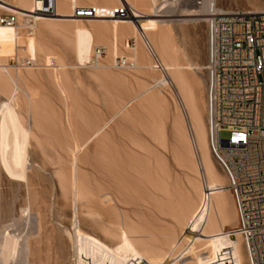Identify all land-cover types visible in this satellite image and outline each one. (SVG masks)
Masks as SVG:
<instances>
[{"label": "rangeland", "instance_id": "rangeland-1", "mask_svg": "<svg viewBox=\"0 0 264 264\" xmlns=\"http://www.w3.org/2000/svg\"><path fill=\"white\" fill-rule=\"evenodd\" d=\"M6 1L17 3L16 0ZM197 1L172 0L169 7L158 13L160 16L144 17L140 23L148 25L147 20L151 18L162 19L165 23L167 20L164 31L177 48H182L180 29L190 24L182 19L206 17L186 15L188 10L200 7ZM215 4L216 9H221L219 11H264V0H217ZM171 5L176 8V14L166 13ZM46 18L50 24L59 26L79 25L85 31L93 53L89 63L80 64L71 41L81 40L84 35L70 36L71 40L70 37L48 33L42 41L45 49L50 51L36 54L30 48L28 39L33 34H25L28 51L24 56L17 52L19 56L14 53L9 57L10 65L15 66L14 59H18L21 65L19 68L26 82L23 87L35 91L34 107L39 109L38 113L35 110L39 128L33 127L35 137L32 135L29 140L25 128L10 127L9 132L17 137L12 138V143L6 147L0 129V264H126L133 258H144L150 262L145 254L146 247L162 246L169 252L176 238L183 240L184 214L190 212L192 204H203L197 189L201 184L206 185V177L203 169L197 168V172L194 163L189 162L197 158L196 164L201 167L199 153L194 154L193 150L194 156H191L186 155L189 152L187 149L181 150V136L174 124L183 112L189 130L191 128L179 89L173 82L165 86L156 85L162 74H168L163 69L152 68L159 62L143 42L142 51L148 62L142 65L136 62L133 57L135 49L127 47V42L136 39L137 47L140 39L126 33L118 40L113 33H108L112 29V18ZM107 39L119 43L115 56L110 53ZM97 46L104 47L106 51L99 58L95 55ZM201 47L200 64L204 68L198 78L203 84L196 89V94L208 127L207 39L205 45L201 41ZM121 57L135 63V66L118 65L117 59ZM157 58L162 62L160 55ZM63 63L66 67L55 73L54 68ZM58 74L62 76L61 83L53 79ZM62 87L70 92V99H67L68 95L67 98L62 96ZM144 90L148 92L145 94ZM143 93L144 96L134 99ZM151 96H154L153 103L162 101L160 108L164 114L158 116L150 107ZM142 98L151 102L145 101L144 104ZM26 99L25 94L21 95V112L27 109V103L22 101L27 102ZM129 100L131 116L128 114L129 117L122 119L119 127L103 143H92L80 159L72 158L73 147L88 135L89 126L104 115L109 117V107L123 106ZM4 102V96L0 95V116L6 111ZM25 112L21 114L26 118ZM158 127L162 130L158 131ZM81 134L84 136L81 137ZM227 135L224 131L223 137ZM18 160L24 164H18ZM214 162L228 183L225 173ZM72 184H77L86 194L77 196ZM227 191L230 207L236 212L233 195L229 188ZM104 193L113 198L108 206L100 202ZM99 195L100 200L97 198ZM179 205L183 206L184 214L177 210ZM236 224L235 217L228 227H235ZM151 235L155 236L154 239ZM230 239L240 242L243 264H249L241 236L237 234V239ZM25 244L29 246L27 252L23 249ZM187 246L185 239L180 250ZM208 255L203 253L202 257ZM186 257L187 264H194L197 260L193 259V263L191 255Z\"/></svg>", "mask_w": 264, "mask_h": 264}, {"label": "bare ground", "instance_id": "bare-ground-1", "mask_svg": "<svg viewBox=\"0 0 264 264\" xmlns=\"http://www.w3.org/2000/svg\"><path fill=\"white\" fill-rule=\"evenodd\" d=\"M16 1H17L16 4L11 3L10 1L8 2H10L11 5H15L16 7H19L21 9H31L34 3V0H16ZM71 1L72 0H59V6H58L59 13L65 14V13L70 12L71 10L69 8H71ZM89 1L97 5H100L101 8H107V9H110L111 7H114L120 3V0H89ZM129 1L139 12L144 14L143 17L160 16L158 13H160L161 11L157 9L158 6H157L156 0H129ZM216 1L217 0H204L203 5H201L197 9L188 10V13L186 15L206 16L209 13L210 4L211 3L215 4ZM5 7L11 8L7 6ZM217 10L219 11L221 9L219 8ZM102 13L103 15H105L103 10H102ZM166 13L176 14V8L174 7V5L173 6L171 5L170 9L166 11ZM107 15H109V13ZM102 17H110V16H102ZM202 18H205L206 20V17H202ZM199 19L201 20V17L188 18V19H182V20L184 22H189L192 20L199 21ZM147 22H148V25H146L145 23L137 25L131 19L121 20V19L112 18V26H111L112 29H110L111 31H108V33L110 32L113 33L114 37H116L118 40L121 39L126 33H131L133 34V36H135V38L137 37V39H140L139 45L135 48V50H133V57L136 60V62H138L140 65H142L145 62H148L147 56L144 55L143 54L144 52L142 51L143 50L142 42L145 45V41H144L145 39L143 38V34L147 37L146 42H148V44L151 46L155 54L157 56L160 55L162 59V62H161L162 69L168 75L162 74L163 76L159 79L158 84L156 85L165 86V85L170 84V82H173L177 85L179 89L178 90L179 96L182 101L181 103H183L184 105L183 107H185L184 109H186L187 111L186 113H188L187 118H190L191 120L190 130L187 126V122H186L185 115H184L185 113L182 112V114H179L178 119L175 121L176 119L175 118L174 119L175 122L173 121L177 132L181 136V137L179 136L181 140L180 142L182 145L180 147H182L181 150L187 149V151H189L188 154L186 155L194 156L193 150H194V154L199 153V160H200L201 167L199 166V163L196 164L195 160L197 158L195 160L192 159V161H189V162L194 163L193 165L196 168L195 171H197L199 168L200 170L203 169L204 175L206 177V185L201 184L197 189V191H199V199L203 202L202 206H199L198 205L199 203L196 204L195 206L192 204V208L190 212L187 211L188 213L186 214L182 212L183 206L179 205V207H177V210L180 213L182 212L184 214L183 216L184 218L182 221V226H183L182 238L183 240L185 239L187 240L188 246L185 249L180 250L183 240H181L180 238L178 239L176 238V241L172 245L171 249L169 248L170 250L169 252H166L162 246L151 245V246L146 247L145 254L148 256L150 263L152 264H187L184 258L186 257L185 255H187V257L188 255H191V258L193 257L191 262H193V259H197L198 262L196 263L197 261L196 260L194 261L195 263L193 262L194 264H225L227 261L232 262V264H243L242 245L238 241L237 242L232 241L230 239L229 234L227 233L228 231L234 228V227H228V225H230V221L232 218L236 217L237 219V209H236V212H234L232 208L230 207L231 206L230 205V195L227 191L228 187H227L226 179L223 176V174L220 172L218 167L216 166L214 162L215 160L213 159L210 153L209 145H208V127L203 117L202 110L199 104L200 98L196 94V89L200 88L203 82L200 78H197L196 76H194L197 79L195 83H193L192 85L188 84L187 79L189 78L187 74L185 76V71L183 73L182 60L178 56L179 53L182 51V48H177L171 42L169 35L167 36V32L164 31L163 26L166 25L167 20L165 23L164 20L162 19L151 18V19H148ZM48 33L54 34V35L57 34L60 36H64L66 38L70 36L74 38L75 35L76 36H80V35L86 36L84 29L79 27V25L59 26L56 24H50L49 22H47L46 17L40 19V21L37 23V27L35 30H28L26 28L24 29L20 28L18 31L15 32L13 31V29H10V28L0 29V95H2V97L4 96L5 98V102H4V106L6 107L5 110L6 111L8 109L10 110L8 111V114H6L7 112L5 111L0 116V129H1V132L3 133V145L5 147L9 143H12V138L17 137L16 135H13V133L9 132L10 127L14 129H19V127L25 128L28 131L29 140H30L32 135H33V138L35 137L33 133L34 132L33 127L34 126L38 127V124H39L38 118L35 114L36 107H34V103L36 102L35 100L36 95L34 93L35 91L33 90L34 91L33 92L29 87H23V85H25L26 82L24 81L25 79L24 73L20 71V68H19L21 65L19 66L20 63L18 59H14L15 66L10 65L9 57L14 53H16V55L19 56L17 52L20 53L21 56H24V53H26L29 49L28 43H27L28 39L30 41V48H32L36 52V54H38L39 52H43L45 50L46 52L50 51L48 48L45 49L46 45L42 41L43 37H45ZM25 34H33V36L26 40ZM84 36H82L83 39L80 38L81 40H78V38L77 40L75 39L72 40V37H70V39L72 40L71 41L72 44L70 43V40L68 42L71 45H74L75 49L74 48L73 49L76 50L77 52L78 59L80 61L79 63L86 65L87 63L91 61L92 55L90 56V54L93 53V51H92V46L88 43L87 36L86 37ZM107 42L109 43V46L111 49L110 51L111 55L115 56V54H117L119 51L118 41L111 42L110 40L107 39ZM43 54H46V53H43ZM47 65H50V63L49 64L47 63ZM154 65H152V68H158L157 65L155 66ZM64 66L66 67L64 63L57 65L56 66L57 68H54L55 73L58 72L57 70L63 69ZM28 74H29V71H28ZM61 77L62 76L58 74V76H54L53 79L55 81L57 80L58 82H60L62 80ZM189 83L191 84V82ZM63 89H61L60 91H64V93L66 94L62 93L63 94L62 96L65 95V97L67 98L66 95L70 94V92L68 91L69 92L68 93L65 91L66 87L64 90ZM147 89H149L150 91V88H147ZM146 92L148 91H145L144 93L146 94ZM144 93L138 96L136 95L134 99H137L141 97L142 95L144 96ZM23 94H25V96L27 97L26 99L27 102L25 100H22L24 101L25 104L27 103L28 105V106L26 105L27 109L25 110L27 111V113L23 109H22V112L19 110L21 95ZM70 95H68L69 98L67 99H70ZM154 95L156 96V92L154 93ZM152 98H154V96H151L150 98L151 101H152ZM142 99L144 100V101L141 100L143 101V103L145 101L146 102L148 101L149 103L151 102L149 99L148 100L144 98ZM157 99L155 98V100ZM202 99H203V96H201V100ZM132 100L133 99H131V101ZM131 101L130 100L129 102L127 101V103L124 104L123 106L115 105L113 107H109L110 108L109 117L104 115L101 120L98 119L99 121H97L95 124L93 125L91 124V126H89L90 131L87 132L88 135H86V132H84L86 137H83L84 135L81 134V137L83 138L78 142L77 145L73 147L74 150H73L72 158L80 159L83 155H85L86 151L88 150V148L91 147L92 143H95V145H99L100 143H103L104 140L117 127H119L120 122L123 121L127 116L129 117L128 114H130L131 116V112L128 110V108L130 107ZM153 101L150 107H152L158 113V116L160 113L161 115L164 114L161 109L162 107L160 108V104H162V101L160 100L161 103H158L159 100L158 102L155 101L154 103ZM104 103H106V101H104ZM143 103L142 105L145 104ZM36 104L35 106H38ZM38 110L39 109L36 110L37 113L39 112ZM24 112L27 115L26 118L23 116V114H21ZM81 119L83 120V118ZM161 128H159L158 131L162 130ZM37 143L40 144L39 139ZM179 158H181V156ZM22 163L19 162L18 164H22ZM25 164L27 163L25 162ZM105 167H108L106 166V163H105ZM16 171L17 170H15V172ZM72 187L74 188L77 196L86 194L84 191H82L78 187L77 184H72ZM97 198L98 200H100L101 195H99ZM112 201H113V198L109 193H104L103 198H101L100 200L103 206L110 205ZM235 208H236V204H235ZM174 214H176V212H174ZM154 237L153 235H151L152 239H154ZM28 247L29 246L25 244V247L23 249L26 250L27 252ZM224 247L226 248L225 250H224ZM203 253H208L209 255L206 257H202ZM214 255L217 256V258L215 257L216 261H215V258L212 260V257ZM7 257L5 259H7ZM182 258H184V260ZM1 259L3 260L4 258H1Z\"/></svg>", "mask_w": 264, "mask_h": 264}, {"label": "built area", "instance_id": "built-area-1", "mask_svg": "<svg viewBox=\"0 0 264 264\" xmlns=\"http://www.w3.org/2000/svg\"><path fill=\"white\" fill-rule=\"evenodd\" d=\"M156 1L157 9L163 11L172 0ZM196 3L201 6L204 0ZM0 5V29L10 28L15 32L20 28L35 30L45 17L89 20L110 16L131 19L137 25L144 18L129 0H120L110 9L89 0H72L71 11L65 14L59 13V0H34L31 9H21L6 0H0ZM206 21L208 145L228 179L227 187L237 209V224L227 233L233 239L240 234L249 264H264V11H218L211 3ZM143 38L162 69L144 34ZM136 44V39H131L127 47L135 49ZM105 52L104 47H95L97 58ZM117 64L135 66L122 57L117 59ZM224 131L228 133L225 138ZM126 264L151 263L144 258H133Z\"/></svg>", "mask_w": 264, "mask_h": 264}, {"label": "crops", "instance_id": "crops-1", "mask_svg": "<svg viewBox=\"0 0 264 264\" xmlns=\"http://www.w3.org/2000/svg\"><path fill=\"white\" fill-rule=\"evenodd\" d=\"M188 23L190 24L180 29V35L183 37V44H182V51L179 53L178 56L182 60L183 73L185 71V76L187 74L189 78L187 79L188 84L192 85L197 80L196 77L197 78L201 77L202 70L204 68V65L200 64L202 61L201 41L203 42V45H205L206 39H207V44H208V24L205 18H202V17H201V20L199 19V21L192 20V21H189ZM196 41L198 42L196 43ZM189 82H191V84Z\"/></svg>", "mask_w": 264, "mask_h": 264}]
</instances>
